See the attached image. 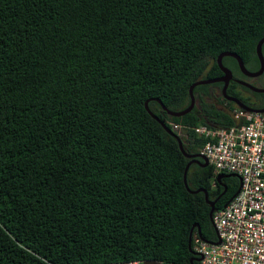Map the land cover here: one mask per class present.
<instances>
[{"label":"trees","instance_id":"16d2710c","mask_svg":"<svg viewBox=\"0 0 264 264\" xmlns=\"http://www.w3.org/2000/svg\"><path fill=\"white\" fill-rule=\"evenodd\" d=\"M263 37L264 0H0V264H200L189 238H216L211 206L170 121L199 154L195 128L238 124L236 107L208 85L183 116L156 99L187 108L221 53L257 65ZM217 176L188 171L215 210L240 188Z\"/></svg>","mask_w":264,"mask_h":264},{"label":"built area","instance_id":"2783aa9c","mask_svg":"<svg viewBox=\"0 0 264 264\" xmlns=\"http://www.w3.org/2000/svg\"><path fill=\"white\" fill-rule=\"evenodd\" d=\"M234 114L238 124L232 127L195 128L209 139L200 153L215 177L234 173L242 181L239 192L213 213L216 238L195 233L192 249L200 264H264V113L236 109ZM170 123L181 136L185 126Z\"/></svg>","mask_w":264,"mask_h":264},{"label":"water","instance_id":"95a60500","mask_svg":"<svg viewBox=\"0 0 264 264\" xmlns=\"http://www.w3.org/2000/svg\"><path fill=\"white\" fill-rule=\"evenodd\" d=\"M263 48H264V37L258 42V44L256 46V56H257V58H258V60L260 62V68H259V70H256V71H253V70L248 69V67L246 66V63L244 62V60L242 59V57L239 54H237L236 52L226 51V52L221 53L218 56V58H217V62H218V65H219L220 69L224 72V75L221 76V77H218V78L203 79V80H199V81L193 83L191 85V87H190V97H191L190 105L187 108H185V109H183L181 111H173V110H170L167 106H165V104L160 99L157 98L156 100L162 105V107L164 108V110H166L169 115L174 116V117L183 116V115H185V114L190 113L191 111H193V109L196 107L197 99H196V96H195V93H194L195 87H197L199 85H206V84H211V83H215V82L222 81V82H224V87H223V90H222L224 96L226 98L230 99V100L235 101L240 106V109H242L244 111H248V112H261V113H264V108L257 109V108L248 107L240 99L228 95L227 89H228V85H229L230 80L233 78V71L229 67H227L226 65H224V63H223V59L225 57H232V58H234V59L237 60L238 66H239L240 70L246 76H248L250 78L258 77L261 74H263V72H264V51H263ZM238 82H240L241 84L247 86L248 88H250V89H252V90H254L256 92H264V88L258 87L256 85L252 84L250 81H247V80H238ZM148 104H149V100H147L146 103H145L146 108L149 111V113L154 118L158 119L162 123V125L168 131H170V132H172L174 134V132L172 130H170V128L168 127V125L165 122H163L156 114H154L150 110ZM176 136L178 137L181 151L184 153V155L186 157L192 159L187 164V166L185 168V172H184V182H185V185L193 193L200 192V191H203L205 193L206 200H207V202L211 206L210 218H211V221H212L213 220V213L215 212L216 201H213V200H210L209 199V192H208L207 189H202L201 188V189H198V190H192L189 187V185H188V171H189V168H190L191 164L194 163V162L200 164L201 163V160H202L203 161V165L204 166H208L209 165V161L206 158V156L202 155L201 153H199V154H188L186 152L185 148H184V144H183L182 139L180 138V136L178 134H176ZM227 176H237L239 178V180H240V185H241V182H242L241 181V178L238 175L234 174V173H229L227 175L226 174H223V173H220L217 176V179L220 182L223 177H227ZM238 192H239V190L237 191V193ZM195 227H198V232L200 234H202L201 233L200 225L198 223L195 224L193 226V228H192L191 235H190V238H189V249L191 251H192V238H193V232H194V228ZM192 253L195 254V257L197 256L194 251H192ZM197 259H200V258H197ZM139 264H161V263L159 261H155V260H147V261H143V262H141Z\"/></svg>","mask_w":264,"mask_h":264},{"label":"flooded vegetation","instance_id":"af4514ba","mask_svg":"<svg viewBox=\"0 0 264 264\" xmlns=\"http://www.w3.org/2000/svg\"><path fill=\"white\" fill-rule=\"evenodd\" d=\"M263 51H264V48H263ZM234 60L235 62H232L230 65H227V67H229L233 71V78L230 80L228 89H227L228 95L240 99L248 107L257 108V109L264 108V92H256L248 88L247 86L241 84L240 82H238V80H247L258 87L264 88V72L258 77L250 78L246 76L240 70L237 60L236 59ZM246 66L248 67V69L256 71V70H259L260 68V62L258 60L257 65L256 64L255 65L246 64ZM223 75H224V72L222 71V74L219 75L218 77H221ZM218 77H215V78H218ZM255 80L257 81L256 84L254 83ZM206 85H208L209 94L202 93V95L205 96L206 101L211 102L212 99L214 98L213 100L216 102L215 103L216 105H218L219 104L218 102L221 100V101H224L227 106L229 105L235 106L236 107L235 110L240 109V106L235 101L230 100L224 96L223 91H222L224 87V82L219 81V82L206 84ZM216 90H219V92H216ZM197 101H200V98H198ZM219 108H222L227 111L229 110L226 108V106L219 107ZM223 174L227 175L229 173H223ZM233 177L234 176L223 177L222 180L220 181L222 184L226 185V191L229 189V185H232ZM223 194L224 192L218 197V199L223 197Z\"/></svg>","mask_w":264,"mask_h":264},{"label":"rangeland","instance_id":"374dc122","mask_svg":"<svg viewBox=\"0 0 264 264\" xmlns=\"http://www.w3.org/2000/svg\"><path fill=\"white\" fill-rule=\"evenodd\" d=\"M254 83L256 84L257 81L255 80ZM216 92H219V90H216ZM213 99H214V98H213ZM213 99H212L211 102L216 103ZM218 103H219V104L216 105L217 107H224V106H225V102H224V101H221V100H220ZM196 107L198 108V110L200 109V101H197ZM229 112H230L232 115H234V117H235V114H234L235 109H234L233 111L229 110Z\"/></svg>","mask_w":264,"mask_h":264}]
</instances>
